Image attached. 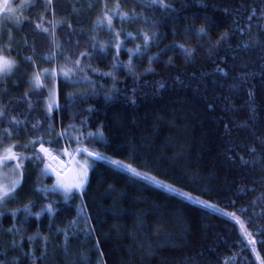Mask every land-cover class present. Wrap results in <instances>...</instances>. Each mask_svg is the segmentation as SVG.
Segmentation results:
<instances>
[{"label": "trees", "instance_id": "16d2710c", "mask_svg": "<svg viewBox=\"0 0 264 264\" xmlns=\"http://www.w3.org/2000/svg\"><path fill=\"white\" fill-rule=\"evenodd\" d=\"M50 1L5 49L0 145L31 156L0 264H264V0ZM40 144L86 153L85 186L56 190Z\"/></svg>", "mask_w": 264, "mask_h": 264}, {"label": "rangeland", "instance_id": "374dc122", "mask_svg": "<svg viewBox=\"0 0 264 264\" xmlns=\"http://www.w3.org/2000/svg\"><path fill=\"white\" fill-rule=\"evenodd\" d=\"M34 1L35 0H0V58L7 59L14 64V67L9 74L0 75V81H7L11 78V75L14 72H18L16 63L14 62L12 57L6 54L5 49H8V45H11L14 41L13 31L18 28L19 22L23 20L27 23L30 19L35 22L36 19L34 17L38 14L41 23H43L42 20L44 21L45 18L47 19V16L45 15L47 7L50 9L49 11H52L50 7V0H44L45 4L43 2L35 3ZM6 4L7 7H5ZM9 8L12 10L8 11ZM51 16L52 15L50 14V17ZM41 78L42 80H40ZM33 81L35 83H42L43 81V83L47 86L48 97L46 99V104L48 108L50 107V105L52 107V105L55 104L53 71L44 70L43 73L40 74L34 73ZM1 120L2 119H0V123ZM41 147H45L46 149H49V147L45 146L44 144H40L38 145V151L52 164H49L46 169H55L54 188L56 190H60L66 193L70 192L66 191L67 189H82L85 186L86 183L82 188L74 187V185H78L81 183L84 172L86 171L88 173L90 157L87 156L86 153L79 152L76 155H71L69 162L68 159L54 153L49 149V151L65 160L66 166L64 168H61L44 155V153L41 151ZM13 154L15 155V159H8L7 161H5L4 158L6 155L11 156ZM30 156V153L14 148V141H11V139H9L8 137L3 140L2 144L0 145V189H3L5 186L11 188L13 183L16 181H19L20 183L22 165L21 160Z\"/></svg>", "mask_w": 264, "mask_h": 264}, {"label": "snow or ice", "instance_id": "6c2138e0", "mask_svg": "<svg viewBox=\"0 0 264 264\" xmlns=\"http://www.w3.org/2000/svg\"><path fill=\"white\" fill-rule=\"evenodd\" d=\"M153 3H156L157 0H152ZM166 7V5H164ZM5 7H7V4L5 5ZM12 9H8V11H11ZM111 24V19L109 18V25ZM46 31V30H45ZM203 31V29L201 30ZM14 67V64L11 61H8L7 59L4 58H0V75H7L12 71V68ZM64 75H68V73H64ZM51 107V105H50ZM10 151V150H9ZM42 151H47V149H42ZM90 156L93 155V153L89 152L88 153ZM5 161H7L8 159H15V155H11V156H5ZM95 159H99V160H106V157L101 156L100 154H96L95 155ZM109 163L117 166L118 168L121 169H125L128 172H131L132 175L137 176V177H141V173L137 172L135 169L130 168L124 164H122L119 161H109ZM142 179L148 180V181H154L155 178L154 177H149L146 174L143 175L141 177ZM87 182V172L85 171L83 174V178L81 180V183L78 185H74V187L76 188H82L83 185ZM19 181H16L13 183L11 188H8L7 186H5L3 189H0V202H3V200L5 198H7L9 195L12 194V192L15 190V188L18 186ZM66 191H71V189H67ZM50 210V209H49Z\"/></svg>", "mask_w": 264, "mask_h": 264}, {"label": "bare ground", "instance_id": "6f19581e", "mask_svg": "<svg viewBox=\"0 0 264 264\" xmlns=\"http://www.w3.org/2000/svg\"><path fill=\"white\" fill-rule=\"evenodd\" d=\"M42 149H46V148L45 147H41V151H42ZM42 152L44 153V155L48 159H50L53 163H55L59 167L64 168L66 166L65 160H63L62 158H60L56 154L52 153L51 151H49V149H47V151H42Z\"/></svg>", "mask_w": 264, "mask_h": 264}]
</instances>
